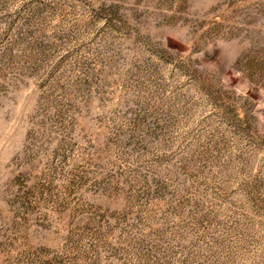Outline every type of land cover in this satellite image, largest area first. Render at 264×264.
Segmentation results:
<instances>
[{
    "label": "rangeland",
    "instance_id": "rangeland-1",
    "mask_svg": "<svg viewBox=\"0 0 264 264\" xmlns=\"http://www.w3.org/2000/svg\"><path fill=\"white\" fill-rule=\"evenodd\" d=\"M0 264H264V0H0Z\"/></svg>",
    "mask_w": 264,
    "mask_h": 264
}]
</instances>
